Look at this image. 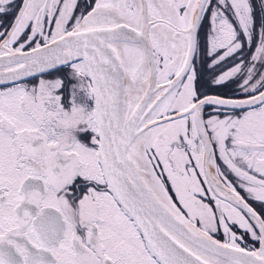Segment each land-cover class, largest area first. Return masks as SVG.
Instances as JSON below:
<instances>
[{"label": "snow or ice", "instance_id": "1", "mask_svg": "<svg viewBox=\"0 0 264 264\" xmlns=\"http://www.w3.org/2000/svg\"><path fill=\"white\" fill-rule=\"evenodd\" d=\"M0 264H264V0H0Z\"/></svg>", "mask_w": 264, "mask_h": 264}]
</instances>
